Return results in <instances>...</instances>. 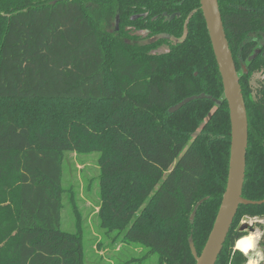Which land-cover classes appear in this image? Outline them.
Wrapping results in <instances>:
<instances>
[{"label": "trees", "instance_id": "16d2710c", "mask_svg": "<svg viewBox=\"0 0 264 264\" xmlns=\"http://www.w3.org/2000/svg\"><path fill=\"white\" fill-rule=\"evenodd\" d=\"M219 5L249 117L243 197L259 201L264 79H251L264 71V0ZM112 17L113 31L99 26ZM67 151L101 153L107 232L157 264L197 263L190 242L201 254L231 154L200 0H0V264H85L84 229H62ZM244 216L264 217V203L240 205L216 264L248 261L235 249Z\"/></svg>", "mask_w": 264, "mask_h": 264}, {"label": "rangeland", "instance_id": "374dc122", "mask_svg": "<svg viewBox=\"0 0 264 264\" xmlns=\"http://www.w3.org/2000/svg\"><path fill=\"white\" fill-rule=\"evenodd\" d=\"M99 22V26L108 31H113L116 24L113 17L107 23ZM261 79H264V71L256 72L252 76L251 83L254 88L258 86ZM84 106L78 105L80 108ZM100 154L99 151H67L65 153L62 229L66 231H77L81 227L84 229L85 264H157V253L147 254V248L137 247L134 242L124 241L117 231L107 232L100 225L98 216L101 200L99 188L101 170L98 163ZM252 228H255V224ZM260 228L262 227L259 226L256 232L251 231V227H246L248 235L251 234L247 236L257 238L255 234H261ZM242 240L245 244L248 241L250 247H255L252 242L254 240L246 241L245 238ZM245 244L238 247L243 248ZM250 251L248 248L244 252L249 253ZM250 256L260 260L264 256V250L255 247V251Z\"/></svg>", "mask_w": 264, "mask_h": 264}, {"label": "water", "instance_id": "95a60500", "mask_svg": "<svg viewBox=\"0 0 264 264\" xmlns=\"http://www.w3.org/2000/svg\"><path fill=\"white\" fill-rule=\"evenodd\" d=\"M200 1L222 77L225 97L229 105L231 154L227 186L206 244L201 254H198L193 241L190 242V246L193 255L197 259L196 264H216L240 205L264 203V199L254 201L243 197L249 146V117L246 101L240 75L226 35L219 0ZM116 24H119V17H117ZM203 97H207V95L202 93L187 97L173 106L171 110L175 111L191 100Z\"/></svg>", "mask_w": 264, "mask_h": 264}, {"label": "flooded vegetation", "instance_id": "af4514ba", "mask_svg": "<svg viewBox=\"0 0 264 264\" xmlns=\"http://www.w3.org/2000/svg\"><path fill=\"white\" fill-rule=\"evenodd\" d=\"M116 21H117V18H116ZM116 21H115V23H116ZM119 21H120V19H119ZM254 224H255V228H252V227H254ZM262 227V228H260L262 231H261V234H258V233H256L255 235L257 236V238L256 237H253V239L255 240V241H252L253 242V244H255V247H259L260 249H262V250H264L263 248H261L260 246H259V241L261 240V238H262V235H263V233H264V217H259V216H244L242 219H241V221H240V225H239V227H240V230L241 231H247L246 230V227H251V231H256V232H258L257 230H258V227ZM249 233H248V231H247V233L245 234V235H243L242 237H240L239 239H237V241H236V243H235V249H237V250H239V251H241L244 255H246L245 254V250H241V249H239V248H237V243L240 241V240H242V239H244V238H246V237H248V236H250V235H248ZM248 235V236H247ZM249 240V239H248ZM250 240H252V239H250ZM251 245H250V243L247 241V243H246V249H250L251 251L249 252V253H247V255L246 256H248V261L246 262V264H249V261L251 260V256L249 257V255L252 253V252H254L255 251V247L253 248V247H250ZM253 248V249H252ZM255 254V253H254ZM253 259V258H252ZM257 259V258H256ZM262 260H264V256H263V258H261L260 260H258L257 259V264H259V262L260 261H262Z\"/></svg>", "mask_w": 264, "mask_h": 264}, {"label": "clouds", "instance_id": "9594fccd", "mask_svg": "<svg viewBox=\"0 0 264 264\" xmlns=\"http://www.w3.org/2000/svg\"><path fill=\"white\" fill-rule=\"evenodd\" d=\"M245 244V241L244 240H241L240 242H239V245L238 246H243ZM246 255H247V253H245ZM249 264H253V261H249Z\"/></svg>", "mask_w": 264, "mask_h": 264}, {"label": "bare ground", "instance_id": "6f19581e", "mask_svg": "<svg viewBox=\"0 0 264 264\" xmlns=\"http://www.w3.org/2000/svg\"><path fill=\"white\" fill-rule=\"evenodd\" d=\"M251 261H253V264H257V259L253 258Z\"/></svg>", "mask_w": 264, "mask_h": 264}]
</instances>
